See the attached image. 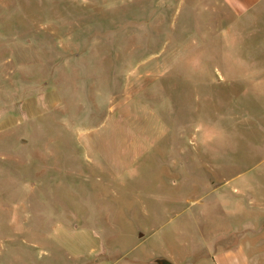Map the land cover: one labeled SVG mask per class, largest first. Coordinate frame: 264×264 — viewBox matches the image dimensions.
<instances>
[{
	"label": "rangeland",
	"instance_id": "374dc122",
	"mask_svg": "<svg viewBox=\"0 0 264 264\" xmlns=\"http://www.w3.org/2000/svg\"><path fill=\"white\" fill-rule=\"evenodd\" d=\"M248 15L0 0V264H216L230 243L264 264V13L244 32Z\"/></svg>",
	"mask_w": 264,
	"mask_h": 264
},
{
	"label": "crops",
	"instance_id": "0c3cea01",
	"mask_svg": "<svg viewBox=\"0 0 264 264\" xmlns=\"http://www.w3.org/2000/svg\"><path fill=\"white\" fill-rule=\"evenodd\" d=\"M216 3L221 6L223 15L234 17L233 20H239V18L245 20V16L250 14L247 18L249 23L243 28L244 32L251 29V21L253 18L258 20L261 13H264V0H216ZM250 16H252V18H249ZM226 62V60L223 61V63ZM260 227L261 230L264 229V223L262 220L260 222ZM243 257H247L244 253V247L242 244L238 243H230L229 245L224 246L223 249L218 250L214 255L216 264H222L224 262H227L228 264H249L248 258ZM159 260L164 261L166 264H173L170 260L164 257L155 258L151 263L159 264Z\"/></svg>",
	"mask_w": 264,
	"mask_h": 264
},
{
	"label": "water",
	"instance_id": "95a60500",
	"mask_svg": "<svg viewBox=\"0 0 264 264\" xmlns=\"http://www.w3.org/2000/svg\"><path fill=\"white\" fill-rule=\"evenodd\" d=\"M158 263H159V264H166V263H165L164 261H162V260H159Z\"/></svg>",
	"mask_w": 264,
	"mask_h": 264
}]
</instances>
